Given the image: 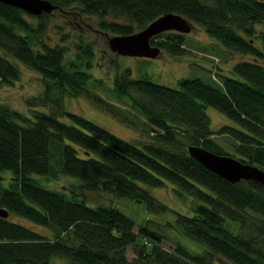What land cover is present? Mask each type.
<instances>
[{
    "label": "trees",
    "instance_id": "16d2710c",
    "mask_svg": "<svg viewBox=\"0 0 264 264\" xmlns=\"http://www.w3.org/2000/svg\"><path fill=\"white\" fill-rule=\"evenodd\" d=\"M48 1L56 8L37 15L0 1V87L21 77L20 65L44 82L42 94L25 99L31 115L0 104V173H10L6 181L0 175V207L51 231L44 236L0 217V264H215L214 257L226 264H264V186L226 181L187 151L193 145L230 155L210 135L230 136L236 158L264 170V65L259 60L264 54L252 38L255 25L264 23V0ZM56 12L96 16L109 35L132 34L163 14H179L224 48L251 59L235 62L231 73L219 79L211 74V82L192 76L175 86L145 75L132 78L129 68L118 71L111 92L120 101L129 98L147 126V139L135 143L64 108L65 95L89 92L87 69L94 48L81 35L75 36L73 48L68 46L71 37L61 25H56V41H47ZM110 16L117 20H107ZM150 41L172 55L188 53L189 39L178 31ZM49 104V112L35 109ZM206 107L234 125L213 130ZM61 176L75 182L56 190L40 179ZM168 183L191 203L190 213L175 211L173 221L149 218L136 226L119 208L87 201L86 191H105L145 203L150 212L172 211L151 192ZM227 221L239 224L240 231L233 232ZM168 231L203 251L193 252L176 239L174 250L162 247L168 238L162 233Z\"/></svg>",
    "mask_w": 264,
    "mask_h": 264
},
{
    "label": "rangeland",
    "instance_id": "374dc122",
    "mask_svg": "<svg viewBox=\"0 0 264 264\" xmlns=\"http://www.w3.org/2000/svg\"><path fill=\"white\" fill-rule=\"evenodd\" d=\"M106 19L117 20L112 16ZM99 20L100 18L96 16H83L80 18L61 12H56L55 17L50 20L47 30L48 35L45 39L51 44L59 36L56 25H61L71 37V40L68 38L66 43L68 46L73 48L76 35H81L90 41L94 48L91 66L87 69L90 73V79L86 83V86L89 87V92L85 91L86 94L81 93L77 97L65 95L63 106L66 110L82 115L105 127L115 135L135 143L147 139V126L145 127L143 124L145 118L134 108L130 107L129 98H124L123 101H120L111 92L118 71L123 72L129 68L132 78L145 75L151 77L152 80L159 84L175 86L178 80L192 76H198L205 82H211V74H214L219 79L220 76L218 75H229L231 73V67L235 62L251 59L248 54L244 55L224 48L220 43L208 36L201 26L194 23L191 31L186 34L189 39L188 44H185L188 53L176 56L161 51L155 58L120 56L109 49L108 36L110 35L98 27ZM118 21L123 22L124 19L119 18ZM255 28L256 36L252 37L254 45L264 54V23L256 24ZM208 55L214 58L215 62L208 61L206 57ZM259 60L264 65V55ZM211 67H216V72L218 73L211 71ZM20 68L21 77L18 80L9 86L0 87V104H7L24 114L31 115L33 110L26 105L25 99L42 94L44 92V82L39 73L27 69L23 65H20ZM93 84L101 87H94ZM101 100H103L102 103ZM50 105L46 107L39 106L35 109L49 112L52 107ZM205 113L210 119L213 130H217L222 125H234L229 118L212 107H206ZM210 136L226 154H230L235 158L239 156L234 147L236 142L230 136L215 133ZM0 175L5 181L10 178V173L8 172H1ZM40 179L45 186L56 190H61L64 186H68L69 182H75L65 176L55 180ZM151 192L159 202L165 203L172 211L150 212L147 210L145 203L118 198L105 191H86V195L87 201L91 205L110 204L119 208L136 222V226L141 221L149 218L161 223L173 221L175 211L184 214L190 213V198L186 196L183 199L178 196L177 190L173 188L172 184L168 183L163 187L153 188ZM8 217V219L23 223L44 236H51L49 228L32 224L13 214ZM227 223H229L228 226L233 232L238 233L240 231L239 224L232 221H227ZM136 226L134 230H137ZM168 232L162 233L169 238H163L160 243L162 247L174 250L175 244L173 240L176 239L180 240L185 247L193 252L200 253L203 251L199 244L188 238H180V236L175 235L174 231ZM126 255L129 260L135 257L131 247L127 249ZM214 262L215 264H226L218 257H214Z\"/></svg>",
    "mask_w": 264,
    "mask_h": 264
},
{
    "label": "water",
    "instance_id": "95a60500",
    "mask_svg": "<svg viewBox=\"0 0 264 264\" xmlns=\"http://www.w3.org/2000/svg\"><path fill=\"white\" fill-rule=\"evenodd\" d=\"M26 12L37 15L52 12L56 6L48 0H0ZM192 24L179 14L166 13L151 21L143 29L127 35L108 36V47L120 56L155 58L161 49L151 43L155 35L174 30L189 33ZM190 157L197 160L205 168L231 183L241 180H252L264 186V170L255 165L244 163L230 155L216 154L199 146L187 147ZM9 212L0 207V217L7 218Z\"/></svg>",
    "mask_w": 264,
    "mask_h": 264
}]
</instances>
